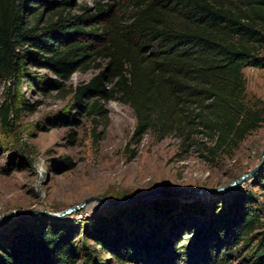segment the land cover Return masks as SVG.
Masks as SVG:
<instances>
[{"label":"trees","instance_id":"16d2710c","mask_svg":"<svg viewBox=\"0 0 264 264\" xmlns=\"http://www.w3.org/2000/svg\"><path fill=\"white\" fill-rule=\"evenodd\" d=\"M124 1L74 11L75 0H0L2 124L12 128L20 109L33 108L15 92L21 80L62 88L76 70L96 67L71 89L81 114L106 117L104 104L117 100L134 113L135 143L152 130L209 159L230 153L264 119V107L245 99L242 70L264 68V0H131L127 15ZM28 65L59 80L40 79ZM246 195L206 208L184 203L176 216L165 214L167 199H152L147 214L135 202L109 218L89 217V229L40 218L0 241V264H78L80 230L111 261L93 250L87 264H264V212Z\"/></svg>","mask_w":264,"mask_h":264},{"label":"rangeland","instance_id":"374dc122","mask_svg":"<svg viewBox=\"0 0 264 264\" xmlns=\"http://www.w3.org/2000/svg\"><path fill=\"white\" fill-rule=\"evenodd\" d=\"M96 1L107 0H75L73 10L81 4L93 6ZM132 8L131 0L124 1L126 15ZM261 53L264 55V47ZM27 69L40 79L59 80L45 68L28 65ZM242 70L246 101L264 107V68L249 65ZM97 71L96 67L76 70L62 88L41 90L21 80L15 89L33 108L20 109L12 128L0 120V241L7 240L22 224L33 228L40 218L53 227L79 222L89 229V217L101 214L109 218L135 202H141L147 214L155 198L169 200L164 205L165 214L176 216L178 211L184 212V203L197 201L205 208L225 205L243 191L247 201L264 212V178L260 176L264 164L237 185L215 189L259 163L264 119L230 153L213 159L195 149H181L175 135L158 139L152 130L135 143L130 140L135 116L129 105L109 100L104 104L107 116L101 117L81 114L73 104L71 89ZM7 83L0 79V103ZM89 196L98 198L57 217L29 212H60ZM74 243L78 264H87V252L94 251L99 260L110 261L106 252L93 249L96 246L86 232L80 230Z\"/></svg>","mask_w":264,"mask_h":264},{"label":"water","instance_id":"95a60500","mask_svg":"<svg viewBox=\"0 0 264 264\" xmlns=\"http://www.w3.org/2000/svg\"><path fill=\"white\" fill-rule=\"evenodd\" d=\"M263 164H264V145H263L262 150H261V159H260L259 163H257L249 171H247V172L241 174L240 176H238L237 178L233 179L231 182H229L227 184H224L222 186L216 187L215 189H217V190L218 189H224V188H229V187H232L234 185H237L242 179L246 178L249 175L254 174V172L256 170H258ZM94 198H98V197L97 196H89V197H86L80 203L75 204V205L70 206V207H67L64 210L60 211V212H48L46 210H30L29 212H32V213H44V214H48L50 216L57 217V216H60L62 214H65V213H69V212H72V211H76L78 208H80L81 206H83L87 201H89L91 199H94Z\"/></svg>","mask_w":264,"mask_h":264}]
</instances>
